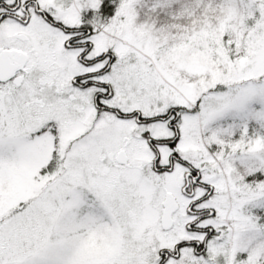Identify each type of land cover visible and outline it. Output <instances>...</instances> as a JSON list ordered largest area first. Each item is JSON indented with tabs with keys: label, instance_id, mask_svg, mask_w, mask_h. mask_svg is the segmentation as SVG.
Wrapping results in <instances>:
<instances>
[{
	"label": "snow or ice",
	"instance_id": "snow-or-ice-1",
	"mask_svg": "<svg viewBox=\"0 0 264 264\" xmlns=\"http://www.w3.org/2000/svg\"><path fill=\"white\" fill-rule=\"evenodd\" d=\"M0 264H264V0H0Z\"/></svg>",
	"mask_w": 264,
	"mask_h": 264
}]
</instances>
